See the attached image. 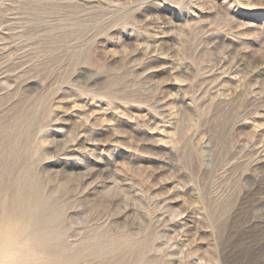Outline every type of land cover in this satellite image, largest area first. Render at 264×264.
<instances>
[{"label":"rangeland","instance_id":"1","mask_svg":"<svg viewBox=\"0 0 264 264\" xmlns=\"http://www.w3.org/2000/svg\"><path fill=\"white\" fill-rule=\"evenodd\" d=\"M32 180L37 264H264V0H0L7 204Z\"/></svg>","mask_w":264,"mask_h":264},{"label":"bare ground","instance_id":"2","mask_svg":"<svg viewBox=\"0 0 264 264\" xmlns=\"http://www.w3.org/2000/svg\"><path fill=\"white\" fill-rule=\"evenodd\" d=\"M28 186L27 191L17 190L11 205L0 190V264H37L36 244L50 245L56 238L54 218L45 216V200L38 182L29 181ZM25 233L29 235L28 241L23 240ZM56 260L70 261L60 253L51 257L47 264H54Z\"/></svg>","mask_w":264,"mask_h":264}]
</instances>
